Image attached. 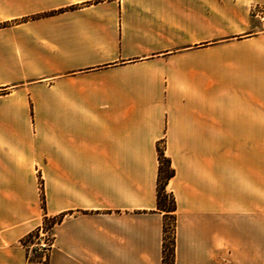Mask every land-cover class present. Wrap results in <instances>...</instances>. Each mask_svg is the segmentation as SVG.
Returning a JSON list of instances; mask_svg holds the SVG:
<instances>
[{
	"label": "crops",
	"instance_id": "1",
	"mask_svg": "<svg viewBox=\"0 0 264 264\" xmlns=\"http://www.w3.org/2000/svg\"><path fill=\"white\" fill-rule=\"evenodd\" d=\"M158 148L174 264H264V0H0V264H162Z\"/></svg>",
	"mask_w": 264,
	"mask_h": 264
},
{
	"label": "trees",
	"instance_id": "2",
	"mask_svg": "<svg viewBox=\"0 0 264 264\" xmlns=\"http://www.w3.org/2000/svg\"><path fill=\"white\" fill-rule=\"evenodd\" d=\"M158 174H157V195H156V201H157V210L159 212H164V222H163V238H162V264H174V238L172 240L173 249L167 250V221H171L173 233L175 232V211H176V204L174 201V198L172 194L166 193V186L169 182V180L174 175V170L171 167L170 160L165 157L164 152L161 148H158ZM42 207L44 209V198H42ZM61 216L58 218L56 222L50 221V218L43 216L42 223L50 221L53 225L51 226V229L54 226V223H59L61 220ZM38 235V229L35 231L29 233L23 240L22 244L28 242L29 239L36 237ZM32 243V242H31ZM34 250H37L34 248ZM37 262H39V259H36Z\"/></svg>",
	"mask_w": 264,
	"mask_h": 264
},
{
	"label": "rangeland",
	"instance_id": "3",
	"mask_svg": "<svg viewBox=\"0 0 264 264\" xmlns=\"http://www.w3.org/2000/svg\"><path fill=\"white\" fill-rule=\"evenodd\" d=\"M166 193L167 194H170V192H168L167 191V189H166ZM42 196H41V201H42V198H44L43 197V193L41 194ZM60 217V216H59ZM59 217H50V221L52 220V221H54V222H56L57 220H58V218ZM50 221H48V222H45V223H42L41 224V226L39 227V228H37L38 229V235L36 236V237H33V238H31V239H29L28 240V242L27 243H25V245H32V246H34V248H36L37 250H40V247H39V244H40V241H46V239L43 237L42 238V236L40 235V230L42 229V231L43 232H46L47 231V235L48 236H50L51 237V241H52V243H53V228L51 229V226L53 225L52 223H50ZM56 223H54V225H55ZM172 223H171V221L169 220V221H167V234H166V236H167V239H166V243H167V249L165 250V251H167V250H172L173 249V245L171 244L172 243V240H173V238H174V233H173V229H172ZM32 242V243H31ZM51 248V247H50ZM49 248V249H50ZM46 249H41L40 250V252H41V255H40V257L38 256V258H40L41 259V257H42V259L44 258V259H46L47 258V256H48V252H49V250H47V251H45ZM168 252V251H167Z\"/></svg>",
	"mask_w": 264,
	"mask_h": 264
},
{
	"label": "built area",
	"instance_id": "4",
	"mask_svg": "<svg viewBox=\"0 0 264 264\" xmlns=\"http://www.w3.org/2000/svg\"><path fill=\"white\" fill-rule=\"evenodd\" d=\"M40 235L42 236V238L44 237L46 239L45 242L43 240L40 241L39 244L40 250L41 249H46L45 251L49 250V248L52 246L51 237L47 235V231L43 232L42 229L40 230Z\"/></svg>",
	"mask_w": 264,
	"mask_h": 264
}]
</instances>
